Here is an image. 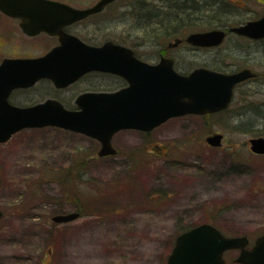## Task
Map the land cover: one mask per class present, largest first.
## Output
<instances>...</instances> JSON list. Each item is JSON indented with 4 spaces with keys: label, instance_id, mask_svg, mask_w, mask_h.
I'll use <instances>...</instances> for the list:
<instances>
[{
    "label": "rangeland",
    "instance_id": "1",
    "mask_svg": "<svg viewBox=\"0 0 264 264\" xmlns=\"http://www.w3.org/2000/svg\"><path fill=\"white\" fill-rule=\"evenodd\" d=\"M55 1L85 7L98 0ZM205 1L117 0L94 26L100 38L151 61L166 49L181 71L248 65L257 80L238 87L221 114L115 135V157H98L96 142L54 127L23 129L0 144V264H166L176 236L194 225L215 223L225 236L251 241L264 232V156L248 143L264 137V45L251 51L253 44L229 35L214 49L184 42L167 49L188 34L223 30L219 22L261 17L264 0ZM190 6L194 18L183 16L171 35L167 25L157 27ZM213 133L223 135L218 147L205 141ZM79 210L71 222L52 221ZM236 255L226 254V264Z\"/></svg>",
    "mask_w": 264,
    "mask_h": 264
},
{
    "label": "water",
    "instance_id": "2",
    "mask_svg": "<svg viewBox=\"0 0 264 264\" xmlns=\"http://www.w3.org/2000/svg\"><path fill=\"white\" fill-rule=\"evenodd\" d=\"M113 1L116 0H99L90 8L76 9L55 0H0V9L20 18L25 33L35 35L45 31L59 35L61 42L43 57L5 59L0 64V144L23 129L52 126L96 139L101 145L99 157L113 155L111 138L115 132L123 129L149 131L173 117L223 110L232 98L233 86L254 76L248 70L223 74L204 68L183 76L175 73L170 60L166 59L156 66L133 58L125 64L120 62V59L130 58L124 52L125 47L106 43L93 48L63 34V26L99 12ZM229 31L253 39L262 38L264 15L258 20L231 27ZM224 37L223 30L215 29L191 33L186 42L193 46L216 47ZM89 70L146 73L148 79L136 83L128 78L130 87L115 94L84 95L77 100L78 111H67L54 100L25 108L7 102L12 90L30 87L41 78H49L56 87H63ZM136 89L141 92H134ZM222 139L221 134H214L205 141L218 147ZM249 145L252 153L264 155V137L249 139ZM78 217V213L59 214L53 216L52 221L68 223ZM247 245L245 236H224L215 227L201 224L176 237L166 264H224V252L229 250H240L234 260L236 263L264 264V234L249 250Z\"/></svg>",
    "mask_w": 264,
    "mask_h": 264
},
{
    "label": "flooded vegetation",
    "instance_id": "3",
    "mask_svg": "<svg viewBox=\"0 0 264 264\" xmlns=\"http://www.w3.org/2000/svg\"><path fill=\"white\" fill-rule=\"evenodd\" d=\"M115 2L116 1L108 3L99 12L90 14V15L82 18V19H79V20L74 21L68 25L63 26L62 27L63 34L70 36V37H73V38L81 41L83 44L90 46V47H93V48H100L103 45H105L106 43H112L114 45H120L122 47H125L127 50H124V52L127 53L130 57V58L120 59V62H123L125 64L128 61L131 62L132 58H133L137 62L139 61V62L145 63L149 66H156V65H158V63L161 60L166 59V60H170L171 69L175 73H177L179 75H183V76H187L192 71H194L195 69H198V68H193L192 70H189L187 72L179 70L177 65L175 64L177 61V58L172 57L166 51V49H165V51H163V50L157 51L155 61H151L149 59L144 58L143 55L139 54L138 50H136L132 47L117 43L114 40L109 39V38H104V39L100 38L99 33H98L99 28H98V26H94L95 20L97 18H99L100 16H102L103 13L108 9V7L111 6L112 4H114ZM7 3H12V2H7ZM61 3H64L66 5L73 7V8H76V9H87V8H90L96 4V3H94L93 5H87L85 7H77V6H74V5L69 4L67 2H61ZM203 3L206 4V1L204 0ZM261 17L255 19V20H258ZM2 18L5 19L7 22L3 26L0 23V64H2L5 59H36V58H40V57L45 56L47 53H49L55 47H58L61 45L59 35H50V34L46 33L45 31H41L35 35H29V34L25 33L21 28V25H20L21 19L20 18H18L17 16H14L13 14L5 13L0 9V20ZM247 22H245V23H247ZM245 23H243V24H245ZM243 24H241V25H243ZM231 27H236V26L230 25V26L223 28V31L225 32V37H224L221 44H223V42L225 41V39L229 35H232L237 39H242L243 41L247 42L248 44H253L255 48L251 49V51L259 50L260 47L262 46V44L264 45V37L259 38V39H253V38H250L247 36L237 35V34L229 31V29ZM20 35L22 36V38L20 37ZM186 37L175 39V42H177L176 47H178L183 42L185 44L195 48V49H214V48H217L221 45L220 44L216 47L193 46V45L189 44L188 42H186ZM20 39L23 41L22 45H24V46H22V50L17 49L19 47V40ZM174 43H169L167 46V49L168 48H175ZM16 50H17V52H16ZM225 67L226 66L214 69V68H210L209 66H207L204 69H207V70H210L213 72H217V73H223V74H233V73H237V72L242 71V70H248L250 73H252L254 75V76L247 78V79H245V80H243V81H241V82H239L233 86L232 98H231L228 106L225 109L214 112V113L204 114V115L187 114V115H183V116H179V117H173V118L166 120L164 123H166L172 119L184 118L186 116H212V115L221 114V113L225 112L228 109V107L230 106V104H231V102L235 96L236 89L238 87L244 86V85L246 86L247 84H251L252 82L257 80L258 73H256L248 65H244L242 67L235 68L232 70L227 69ZM128 78H131L132 81L136 82V83L137 82H144L148 79V75L146 73L142 74L139 72L131 73L130 71L128 73H125V74H120L119 72H115V71L89 70V71H86V72L82 73L81 75H79V77L74 82H72L66 86H63V87H56L55 84L53 83V81L49 78H41L37 82H35V84H33L30 87L17 88V89L12 90L7 97V102L12 106L25 108V107H32V106H35L38 104H42V103L46 102L47 100H54V101L59 102L63 106V108L66 109L67 111H78L80 109L77 105V100L80 97H82L84 95H88V94H115V93L124 91V90L128 89L131 85ZM134 92H141V90L136 89V90H134ZM164 123H161L160 125L154 127L153 129H151L149 131H142V130H136V129H123V130H119V131L115 132L111 138V147L115 150V154L103 156L101 158L115 157L119 154L118 148L116 146H114V144H112L115 135L123 133V132H135V133L140 134V135H148ZM47 127H52V126H47ZM43 128H45V127H43ZM54 128H58V127H54ZM32 129H34V128H32ZM59 129H61V128H59ZM62 130H64V129H62ZM66 131H69V130H66ZM70 132H72V131H70ZM73 133H76V132H73ZM76 134H79L81 136H85V137L93 140L94 142H96V144L98 145V150L96 152L97 156H98V151L101 147L100 143L96 139L91 138L89 136L83 135L81 133H76ZM214 134H220V133H213L211 135H214ZM257 137H261V136H257ZM257 137H255V138H257ZM248 143H249V141H248ZM261 156H264V155H261ZM73 213H78L79 216L81 215L80 211H75ZM3 216H4V214L2 212L0 222L3 218ZM206 224H209V225L215 227L216 229H218L220 231V229L216 226L215 223H206ZM196 226L197 225H194V226L180 232V234L191 229V228H193V227H196ZM263 234H264V232L257 235L253 241H251V239L248 236L243 235L248 240V245H247L246 249L249 250L250 248H252L256 244L257 240ZM174 242H175V240H174ZM230 252H236L237 253L236 257H237L240 253V250H229V251L224 252V255H223L224 261H225L224 264H226L225 256H226V254H228ZM235 258L233 259V262L235 264H239V263H236L234 261Z\"/></svg>",
    "mask_w": 264,
    "mask_h": 264
},
{
    "label": "trees",
    "instance_id": "4",
    "mask_svg": "<svg viewBox=\"0 0 264 264\" xmlns=\"http://www.w3.org/2000/svg\"><path fill=\"white\" fill-rule=\"evenodd\" d=\"M191 3V4H193V3H195V0H187V3ZM199 6V5H198ZM163 7H168V9H169V11L172 9V5H165V6H163ZM142 8L140 7L139 8V10H141ZM191 9L193 10L194 9V7H192V6H190V7H186L185 8V10L183 11V12H181L180 14H177V13H174L173 15H172V17L171 18H169L168 20H166V21H161V22H158V23H156V25H157V27H159V28H164L166 25L168 26V29H167V31H168V33H170V31H169V29H171V30H173L174 29V25L175 24H180V22H182L183 20H184V17L183 16H186V17H188V19H189V17L192 15V14H190L189 13V11L191 12ZM150 10H152V9H148V11H150ZM175 12H178L177 11V9L174 7V9H173ZM212 10V9H211ZM153 12L155 13V11L153 10ZM145 13V12H144ZM141 15L143 14V13H140ZM160 14V12H157L156 13V15H159ZM194 17H193V15H192V17L190 18V20L191 19H193ZM213 23H215V22H213ZM174 24V25H173ZM212 24V23H211ZM227 26H230L227 22H219V27H227ZM205 29V28H204ZM204 29H196V30H204ZM176 31H174V33H175ZM169 35H171V33L169 34ZM80 211V210H79ZM81 212V211H80ZM81 215H82V213H81ZM80 215V216H81Z\"/></svg>",
    "mask_w": 264,
    "mask_h": 264
}]
</instances>
